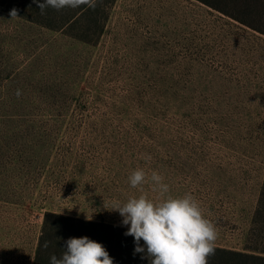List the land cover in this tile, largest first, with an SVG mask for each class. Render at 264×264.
<instances>
[{
    "label": "rangeland",
    "instance_id": "1",
    "mask_svg": "<svg viewBox=\"0 0 264 264\" xmlns=\"http://www.w3.org/2000/svg\"><path fill=\"white\" fill-rule=\"evenodd\" d=\"M9 13L0 264H33L48 211L121 224L105 205L140 195L138 168L243 249L264 183V35L198 0H115L91 41Z\"/></svg>",
    "mask_w": 264,
    "mask_h": 264
},
{
    "label": "trees",
    "instance_id": "2",
    "mask_svg": "<svg viewBox=\"0 0 264 264\" xmlns=\"http://www.w3.org/2000/svg\"><path fill=\"white\" fill-rule=\"evenodd\" d=\"M114 1L97 0L94 10L86 6L65 8L61 11L47 8L43 15L33 0H0V9L10 12L15 8L18 10V16L31 22L50 29L66 31L81 40L91 41L92 31L104 28ZM198 1L264 35V0ZM127 230V227L103 220L94 221L81 216L48 211L44 216L33 264H49L51 255L55 254L60 258L66 250L65 242L69 238L85 236L101 243L113 258V264H150L146 257V249L144 253L135 252L134 237L126 236ZM45 241L49 242L47 249L43 247ZM140 244L144 245L143 240ZM208 264H264V183L244 248L240 250L216 245L215 255L209 258Z\"/></svg>",
    "mask_w": 264,
    "mask_h": 264
},
{
    "label": "clouds",
    "instance_id": "3",
    "mask_svg": "<svg viewBox=\"0 0 264 264\" xmlns=\"http://www.w3.org/2000/svg\"><path fill=\"white\" fill-rule=\"evenodd\" d=\"M33 3L42 15L47 8L61 11L86 6L94 10L97 6V0H33ZM9 15L17 17L18 10L13 8ZM128 182L140 195L126 201L112 199L105 209L122 217V224L128 226L125 235L134 237L135 252L144 253L146 249L150 264H208L215 255L218 230L206 218L199 202L191 194L170 195L169 185L156 171L149 177L138 168L129 175ZM149 183L154 191L158 190L159 199L146 194L145 185ZM65 243L66 250L60 258L51 255L49 264H113L105 247L87 236L69 238ZM43 247L47 249L49 242L45 241Z\"/></svg>",
    "mask_w": 264,
    "mask_h": 264
},
{
    "label": "crops",
    "instance_id": "4",
    "mask_svg": "<svg viewBox=\"0 0 264 264\" xmlns=\"http://www.w3.org/2000/svg\"><path fill=\"white\" fill-rule=\"evenodd\" d=\"M82 218H84V219H88V220H94V221H100V220H103V221H106V222H110V223H113V224H116V225H119V226H123V227H127V228H128V226L123 225L122 223L119 224V223H116V222L108 221V220L105 219V218H100V219H97V218H91V217H82Z\"/></svg>",
    "mask_w": 264,
    "mask_h": 264
}]
</instances>
